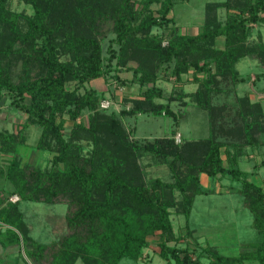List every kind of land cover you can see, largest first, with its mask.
Here are the masks:
<instances>
[{"label":"trees","instance_id":"trees-1","mask_svg":"<svg viewBox=\"0 0 264 264\" xmlns=\"http://www.w3.org/2000/svg\"><path fill=\"white\" fill-rule=\"evenodd\" d=\"M20 1L31 7L30 15L11 11L6 0H0V89L9 105L24 114L23 125L39 127L34 147L51 153L50 166L21 164V131L0 128V153L7 156L0 177L12 185L7 195L48 203L63 199L71 209L65 215L69 231L55 242L39 243L24 228L21 213L3 202L0 186V245H17L30 264H72L76 259L83 264H117L123 257L139 259L146 236L156 233L157 254L173 264H199L203 254L208 264L238 262L239 257L221 256L208 247L196 253L194 248L168 245L175 239L169 208L177 205L188 217L194 196L212 191L201 186L203 173L239 182L244 204L258 218L264 193L236 162L243 144L251 148L264 144L260 104L252 102L247 91L235 96L239 122L227 129L235 135L229 141L209 135L178 145L173 130L169 136L135 140L128 137L121 117L171 114L167 103L174 98L156 84L162 75L179 79L190 71L199 84L195 102L207 110L219 81L228 80L234 89L236 83L249 80L237 74L234 64L240 57H250L264 67V42H247L252 25H264V0L207 2L195 33L176 31L168 16L173 0ZM153 28L167 29L153 33ZM107 32L112 36L103 55L100 39ZM218 37L221 47L215 45ZM17 59L13 79L11 67ZM121 70H129L127 82L137 85V96L123 99L128 108L105 112L98 108L102 94L83 84L105 74L123 83ZM83 111L86 123L77 120ZM66 120L70 127L64 137ZM81 141L91 144L86 154ZM144 156L164 163L171 180L145 179L139 163ZM263 165L264 159L253 167Z\"/></svg>","mask_w":264,"mask_h":264},{"label":"rangeland","instance_id":"rangeland-1","mask_svg":"<svg viewBox=\"0 0 264 264\" xmlns=\"http://www.w3.org/2000/svg\"><path fill=\"white\" fill-rule=\"evenodd\" d=\"M223 0H173L172 8L168 13L174 22V28L179 33H195L203 20L204 5L207 2H219ZM7 7L14 12L21 13L23 15L31 14V7L28 4L23 3L20 0H6ZM154 6H156L154 4ZM153 6V7H154ZM220 10V14H222ZM22 24V20H19ZM167 28H153V33H165ZM112 36L111 33L107 32L106 36L100 39V46L102 54H107L105 49L107 46L108 39ZM258 40L264 42V25L256 24L252 25L247 42L254 43ZM163 40L162 43H164ZM222 38L216 39V46L221 47ZM114 49L116 45L112 46ZM64 58V56H60ZM18 59L15 64L11 67L12 78L15 79V72L19 69ZM114 60H111V64ZM235 70L239 76L249 79L245 82H239L234 85V89L230 87L228 80L219 81L211 93L209 98V104L211 108L209 110L200 107L195 102L193 93L198 89L199 84L193 80V76L188 71L181 75L179 79H175L172 75H162L156 84L162 88L165 96L171 94L173 100L167 104L171 114H143L137 113L132 116L121 117L122 125L128 131V137L135 140L152 139L156 137L169 136L170 131L173 130L174 142L178 145L198 140L209 135H215L219 140L229 141L235 139V135L227 133L229 127H233L239 120L234 115L235 109V96H241L245 91L249 92V99L252 102L260 104L261 111L264 120V67L258 63L257 60L250 57H240L234 64ZM114 71V70H113ZM113 71L110 72L113 73ZM118 76L123 83L115 81L110 76L105 74L102 77L92 79L87 83H84V87L94 88L97 92L102 94V98L98 102V108L105 112L112 111L117 113L121 108H128V101L123 102L124 98H134L137 96V85L128 83L130 78L129 70H121L118 72ZM199 78L202 77L201 73H198ZM218 78V77H217ZM253 79V84L250 80ZM72 84V83H71ZM71 84H68L70 87ZM79 92L82 88L78 89ZM8 96L0 89V128H6L8 130L16 131L20 130L23 137L24 143L18 146V153L20 155L21 164H28L30 166L39 167L40 169H48L50 166L49 159L51 153L48 151L38 150L34 147L36 139L39 135L40 129L34 125H23L24 114L16 110L13 106H10L7 98ZM102 100H107L108 105L105 108L99 106ZM163 101L161 98L155 99ZM66 119V115H63ZM78 121L86 123V111H83ZM23 125V128L20 127ZM70 122L66 120L63 124V133L66 137ZM222 138V139H221ZM83 153L86 154L91 147L90 142L81 141ZM240 157L237 159L238 162H245L250 168L246 173L249 174L255 172L254 164L264 159V144L258 148H251L246 144L241 147ZM224 158V155H221ZM7 163V156L0 153V169H4ZM139 163L143 169V177L145 179L159 178L162 181H169L170 176L167 166L164 163H155L149 156H144L139 159ZM225 165V161L223 162ZM240 167V166H239ZM238 167V168H239ZM259 172L264 173V165ZM222 179L219 183L231 185V188L235 186L239 187V182ZM200 184L203 188H216L218 182L210 177L199 174ZM219 179V178H218ZM236 184V185H235ZM0 186L3 188L1 194L5 196L3 202H9V204L19 211L22 215L23 226L27 230L29 236L39 243H50L57 241L63 234L67 233L69 229L65 223V215L69 213L70 209L67 207L65 200H57L52 203L44 201H34L27 199H19L15 193L7 195V190L12 189V185L0 177ZM213 190V189H212ZM17 196V199L11 201L12 196ZM175 200H179V194L173 193ZM230 198H238L240 195L233 192L229 194ZM223 199L216 193L198 194L194 196L192 209L190 207L188 217H185L178 212V206L175 205L169 208V220L172 227L173 235L175 239L168 241L167 244L175 247H188L191 249V230L194 229V235H202L206 237L211 236L215 232L222 231L227 233L232 230V223L230 218L237 223L238 231L247 233V222L249 221L250 214L247 211L241 214L240 210H237L236 214H232L231 210H225L224 213L219 211V204L225 202L235 206L234 200ZM239 207V205H238ZM221 217H224V219ZM236 226V224H235ZM236 226V228H237ZM147 246L142 248L139 259L133 260L129 257L121 258L117 264H173V260L169 259L166 261L157 254L156 242L158 235L149 234L146 236ZM197 244V243H196ZM231 247H226L223 253H227ZM197 252L200 248L195 249ZM219 251V250H218ZM217 251V252H218ZM196 252V253H197ZM229 253V252H228ZM196 255V254H195ZM206 255V254H205ZM205 255L201 256V260L204 263L206 260ZM47 259H49L48 252L46 253ZM0 261L3 264H30L24 256L22 250L18 249L17 245H9L6 248L0 245ZM45 261V262H46ZM72 264H83L80 259L74 260Z\"/></svg>","mask_w":264,"mask_h":264},{"label":"crops","instance_id":"crops-1","mask_svg":"<svg viewBox=\"0 0 264 264\" xmlns=\"http://www.w3.org/2000/svg\"><path fill=\"white\" fill-rule=\"evenodd\" d=\"M238 165L240 166L238 167L241 171L245 173L249 171L248 168L250 167L247 163L239 161ZM261 169L263 168L258 167L257 169H255V172L248 175L247 180L258 186L260 190L264 193V173L262 174L259 172ZM222 179L228 181L225 177L215 179L218 182V187L212 188L213 190L209 193H216L220 195L223 199H227L226 201L234 200L230 198V196H228L229 194L233 192L238 193V195H240V200L238 198H235V206L230 205V207H228L229 204L223 202L219 204L220 206L218 210L224 213L223 210L227 212V210L229 209L232 211V214H236L237 210H240L241 214L245 213L244 211H247L250 214L249 221L247 222V224H245L247 226L248 231L246 234L244 233V231L239 232L237 223H235L232 218H230V223H232L231 227H233L234 230H232L231 228V231L227 233H222V231L215 232L212 235V239L210 235L206 237H203L202 235H194V229H192L191 249L194 248L195 250L196 248L208 247L212 252L221 256L233 258L239 257L240 259L235 264H264V210L260 214H258V218L255 219L253 214L247 209L246 205L244 204L243 196L239 193L237 186H235L234 188H231V185L225 186V184H223L222 186V184L219 183ZM204 189L210 188L205 187ZM262 208L264 209V202L262 203ZM222 218L224 219V217H221V219ZM6 247L7 246H5V248ZM226 247H231L233 249H230L228 251L229 253H223ZM205 257L207 261H205L204 263L201 260L202 257H199V264H208L207 255H205Z\"/></svg>","mask_w":264,"mask_h":264},{"label":"built area","instance_id":"built-area-1","mask_svg":"<svg viewBox=\"0 0 264 264\" xmlns=\"http://www.w3.org/2000/svg\"><path fill=\"white\" fill-rule=\"evenodd\" d=\"M107 105H108V101L107 100H102L101 102H100V104H99V106L101 107V108H105V107H107ZM17 199V196H12L11 198H10V200L11 201H14V200H16Z\"/></svg>","mask_w":264,"mask_h":264}]
</instances>
